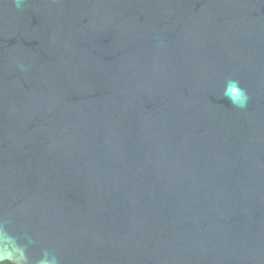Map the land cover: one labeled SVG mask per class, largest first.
Segmentation results:
<instances>
[{
    "label": "water",
    "instance_id": "95a60500",
    "mask_svg": "<svg viewBox=\"0 0 264 264\" xmlns=\"http://www.w3.org/2000/svg\"><path fill=\"white\" fill-rule=\"evenodd\" d=\"M264 264V0H0V263Z\"/></svg>",
    "mask_w": 264,
    "mask_h": 264
},
{
    "label": "trees",
    "instance_id": "16d2710c",
    "mask_svg": "<svg viewBox=\"0 0 264 264\" xmlns=\"http://www.w3.org/2000/svg\"><path fill=\"white\" fill-rule=\"evenodd\" d=\"M0 264H15V263H12L11 261L6 260V261L1 262Z\"/></svg>",
    "mask_w": 264,
    "mask_h": 264
}]
</instances>
